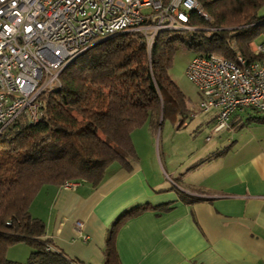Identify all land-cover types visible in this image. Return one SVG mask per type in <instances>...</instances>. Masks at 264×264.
Masks as SVG:
<instances>
[{"label":"trees","instance_id":"1","mask_svg":"<svg viewBox=\"0 0 264 264\" xmlns=\"http://www.w3.org/2000/svg\"><path fill=\"white\" fill-rule=\"evenodd\" d=\"M197 1L210 20L191 12L194 32L160 31L149 53L137 32L99 40L61 71L60 86L39 95L40 121L29 123L20 115L0 132V264H15L5 252L20 242L31 249L26 264L75 263L53 248L30 204L43 185L73 180L96 186L111 163L127 167L135 156L134 129L147 124L154 131L165 116H180L176 126L184 124L190 109L168 74L176 49L232 58L235 43L253 58L248 44L264 30V17L256 13L264 0ZM232 25L237 27L226 28ZM146 208H129L115 219L105 240L104 264H121L117 229Z\"/></svg>","mask_w":264,"mask_h":264},{"label":"crops","instance_id":"2","mask_svg":"<svg viewBox=\"0 0 264 264\" xmlns=\"http://www.w3.org/2000/svg\"><path fill=\"white\" fill-rule=\"evenodd\" d=\"M189 109L188 117L200 113L210 131H221L213 130L214 110ZM228 124L238 130L235 139L218 135L215 143L192 144L179 161L167 142L153 149L145 124L146 141L138 128L131 132L135 156L127 167L111 163L96 186L43 185L29 211L71 264H104L113 222L136 206L148 208L116 232L121 264H264V120L240 110Z\"/></svg>","mask_w":264,"mask_h":264},{"label":"built area","instance_id":"3","mask_svg":"<svg viewBox=\"0 0 264 264\" xmlns=\"http://www.w3.org/2000/svg\"><path fill=\"white\" fill-rule=\"evenodd\" d=\"M191 12L210 20L197 0H0V132L20 115L40 121L39 95L60 86L61 71L94 43L137 32L149 53L160 31L194 32ZM230 48L232 58L194 54L185 69L199 95L198 110L215 111V132L229 128L230 116L244 107L264 112V30L249 47L253 58L235 43Z\"/></svg>","mask_w":264,"mask_h":264},{"label":"rangeland","instance_id":"4","mask_svg":"<svg viewBox=\"0 0 264 264\" xmlns=\"http://www.w3.org/2000/svg\"><path fill=\"white\" fill-rule=\"evenodd\" d=\"M256 13L257 16L264 17V3H262L256 8ZM232 26H228L226 28L234 29L235 26L237 27V25H234L233 27ZM182 32L186 35L191 33L187 30ZM259 36L260 34L257 35L254 40H251L248 46L250 47L253 41H258ZM193 55L194 53L192 51H189L185 48L176 49L173 55L171 66L168 71V74L173 80V82L183 92L186 99L187 107L189 106L191 107V109L197 108L199 102L198 92L195 86L188 80L185 74L186 66L193 57ZM242 110L243 113H251L252 116L256 117V119H259V121L264 120V112L262 111H254L250 107H244ZM199 114L187 117L184 124L180 127L176 126L178 119H180V116H176L175 120H172V118L169 116H165L164 119L160 121V124L157 129L154 131L151 129L150 131V134L153 137V149L156 150L155 146L158 143L162 144L164 142H167L171 145L170 148L173 161H179L177 159H180L181 157H187V147L192 144H198L199 146H201L205 143H215V141L218 140V135H224V137H231V140L235 139V137L237 136L238 130H234L233 128L231 130L228 128L227 130H221L219 133H213L212 131H210V128L206 126V123L202 121V119H200V117H203V115L199 116ZM244 115H242L243 118H245ZM145 128L146 127L143 126L138 127V134H140L141 138H143L142 136H144V139L146 141V134L143 131ZM207 135L209 136L208 140L205 139ZM220 147L222 148V146ZM161 172L164 176L162 170ZM30 252V246L20 242L8 246L5 252V256L9 260L14 261L15 264H26L25 262L29 257Z\"/></svg>","mask_w":264,"mask_h":264}]
</instances>
